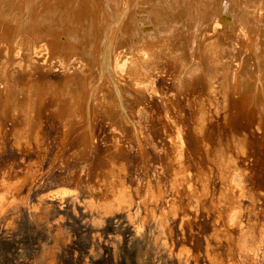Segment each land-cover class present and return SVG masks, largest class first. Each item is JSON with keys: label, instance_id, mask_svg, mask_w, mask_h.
<instances>
[{"label": "bare ground", "instance_id": "1", "mask_svg": "<svg viewBox=\"0 0 264 264\" xmlns=\"http://www.w3.org/2000/svg\"><path fill=\"white\" fill-rule=\"evenodd\" d=\"M54 66L61 68L59 82L48 77ZM158 76L171 78L176 89L173 99L163 104L161 118L145 105ZM189 94L188 132L196 142L194 150L186 143V110L179 103ZM48 102L63 123L64 136L79 125L74 154L83 160L98 149L95 122L103 118L110 125L112 145L99 156L94 187L104 198H92V204L108 211L135 208L137 215L143 209L164 221L210 200L222 220L215 221L222 222L221 237L230 241L232 228L239 227L241 197L255 199L239 173L249 133L236 128L234 121L242 117L264 130V0H0V147L10 134L18 150L40 148V109ZM220 113L228 131L214 138L210 123ZM143 116L147 124L160 120L168 146L158 153L162 164L132 188L124 143H133L146 162L150 139ZM30 169L23 178H30ZM215 177L221 184L217 192L212 188ZM22 181L25 185L28 179ZM16 182H3L0 214L8 199L16 200ZM218 236L215 233L216 240ZM233 252L225 260L214 250L206 251L212 264H231Z\"/></svg>", "mask_w": 264, "mask_h": 264}, {"label": "rangeland", "instance_id": "2", "mask_svg": "<svg viewBox=\"0 0 264 264\" xmlns=\"http://www.w3.org/2000/svg\"><path fill=\"white\" fill-rule=\"evenodd\" d=\"M60 69L59 66L50 68L48 77L56 82L61 81ZM156 82L155 91L145 97L147 99L145 105L150 113L161 118L163 104L169 103V98L173 99L176 89L173 80L169 77L158 76ZM190 99H193V94L179 99V103L186 110L183 115L184 120L188 122L186 123L188 124L187 136L185 135L186 143L188 142L190 149L194 150L196 142L190 134L191 126L189 124L191 118ZM51 106V103L48 102L40 109L42 120L40 128L42 145L40 148L34 147L29 151L19 149V151L13 145L10 134H7L4 144L0 147V192L3 190V182L4 184L14 181L18 183L13 184L16 200L10 203L11 200L8 199V204L0 214V264H212L208 252L206 253L207 250H214L215 254L221 255L220 257L225 260L230 259L229 256L232 252H228L234 251L231 255V264H233L232 262L240 264V261L241 264H248V262H250L249 264H264V235H262L264 234L262 232L264 231V130L258 131L255 126L249 124L242 117L234 121L236 128L240 131L247 130L249 133L247 153L239 159L241 169L239 173L241 172L243 175H240L243 177L245 175L244 178L241 177L245 185L242 184L245 190L255 195V199L252 201L248 196L241 197L243 202L242 211H240L242 214L239 212L241 216L239 215L237 224L240 230H236L237 226L232 228L233 237L237 236L238 241L235 240L236 238L225 241L226 237H221L223 234L219 231L223 228L222 222L220 223L222 220L210 200L206 205L202 204L194 208L195 211L191 208L189 211L192 210V212L179 211L176 215L170 214L164 221H158L152 216L146 215L143 209L137 215L135 208L108 211L98 208L97 204H92V198H104L103 194L94 187H96L95 175L101 169L99 156L102 157L106 153V147L112 145L110 125L103 118H99L95 122L97 123L98 142L96 148L100 154L98 155L96 152L93 157L83 160L74 154L78 135L81 132L79 125L76 130L74 129L70 133L71 135L64 136L65 134H62L64 133L63 123L54 111L51 112L53 110V106ZM223 116V113L215 115L210 123L214 138L219 134L224 136L227 134L228 126L224 122ZM143 121L147 124L145 117ZM149 122L150 120H148L146 131H148L150 140L146 145L148 159L145 163L137 154L133 143H129V141L124 143L130 173H128L127 180L132 188H135L146 174H151L156 167L162 164L163 158L159 154H162V149L168 146L164 141V129L160 120H155L154 124ZM7 129L11 130L10 122L7 123ZM106 135L107 137H105ZM106 140H109V143ZM188 157L194 160L196 156L190 153ZM32 163L35 165L32 166ZM29 166L33 168L30 169V172L37 171V175L34 173L35 177L32 179L31 173L30 178H26L28 181H25L24 185L23 181L26 179L23 176L26 177L25 173ZM20 181L24 186L19 183ZM213 183L212 188L217 192L221 184L216 177ZM15 187H21L18 193L16 192L18 189ZM63 188H67L66 193ZM168 189L166 199L170 198L171 192L169 191L171 190ZM164 205L162 203L163 207H165ZM6 208L7 210H5ZM141 215L144 216L143 220ZM182 217H185L184 220L182 219L185 223L181 221ZM217 218H220L219 222H215L218 220ZM244 224H247L249 228L247 229ZM250 228L254 230L251 229V231ZM259 229L262 233H259ZM215 233L220 234L217 240L214 237ZM242 235L243 237L247 236L246 241L244 240L246 237L243 238ZM251 239H253L252 244L258 239L259 245L253 246L250 243ZM220 242L221 245H219ZM206 245L211 249H207ZM184 246L189 249L184 251L187 249ZM225 249L228 252H225ZM235 249L239 253L244 251L243 255L240 254L241 257L243 256L241 260ZM233 259L234 261H232Z\"/></svg>", "mask_w": 264, "mask_h": 264}]
</instances>
